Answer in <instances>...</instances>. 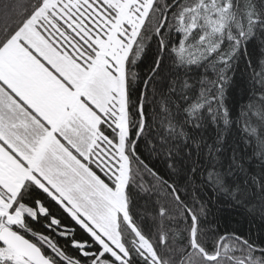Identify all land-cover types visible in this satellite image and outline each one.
Wrapping results in <instances>:
<instances>
[{
    "label": "snow or ice",
    "instance_id": "1",
    "mask_svg": "<svg viewBox=\"0 0 264 264\" xmlns=\"http://www.w3.org/2000/svg\"><path fill=\"white\" fill-rule=\"evenodd\" d=\"M221 199L264 221V0H0V264H264Z\"/></svg>",
    "mask_w": 264,
    "mask_h": 264
},
{
    "label": "trees",
    "instance_id": "2",
    "mask_svg": "<svg viewBox=\"0 0 264 264\" xmlns=\"http://www.w3.org/2000/svg\"><path fill=\"white\" fill-rule=\"evenodd\" d=\"M154 42L152 43V49H154ZM149 50L148 55L151 56V51ZM249 53L251 54V60L253 67H256V70L259 71L257 67V61L259 57V50L256 45L249 46ZM145 70V65L141 64L138 71L143 72ZM252 74V69H245V65L242 62L240 64V68L236 73L235 85L229 90L228 102L230 107H238V105H234V101H239L241 97L245 96L244 87L246 82L249 80ZM214 134V129L209 126L208 132L206 135ZM242 133L239 128L233 126L230 130L227 140L231 144H238L241 150L245 148L244 143L241 142ZM253 146H248L247 153L250 155L252 152ZM141 151L144 152V155H147V152L144 151L143 144H141ZM159 163V162H157ZM160 167H163L162 164H159ZM139 204L143 207L145 206V201L142 199L139 201ZM211 214L209 215V221H212L214 226L218 227L221 233L223 232H231L237 231L243 234H252L253 236H259L261 234V229L264 228V221L261 220L259 214L257 213L255 216L248 215L244 208H235L229 206L228 201L221 199L216 204L210 205ZM146 210L149 213L154 214V206L152 202H148L146 206ZM148 223H151L150 219ZM63 243V241H61ZM69 252H74L73 249L69 247Z\"/></svg>",
    "mask_w": 264,
    "mask_h": 264
}]
</instances>
